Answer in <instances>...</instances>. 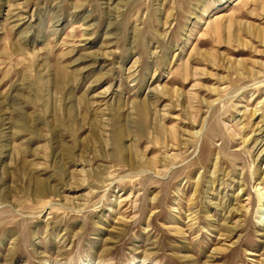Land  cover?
I'll return each mask as SVG.
<instances>
[{
    "label": "rangeland",
    "instance_id": "374dc122",
    "mask_svg": "<svg viewBox=\"0 0 264 264\" xmlns=\"http://www.w3.org/2000/svg\"><path fill=\"white\" fill-rule=\"evenodd\" d=\"M261 216L264 0H0V264H264Z\"/></svg>",
    "mask_w": 264,
    "mask_h": 264
},
{
    "label": "bare ground",
    "instance_id": "6f19581e",
    "mask_svg": "<svg viewBox=\"0 0 264 264\" xmlns=\"http://www.w3.org/2000/svg\"><path fill=\"white\" fill-rule=\"evenodd\" d=\"M259 129V128H258ZM264 217V216H261V218Z\"/></svg>",
    "mask_w": 264,
    "mask_h": 264
}]
</instances>
